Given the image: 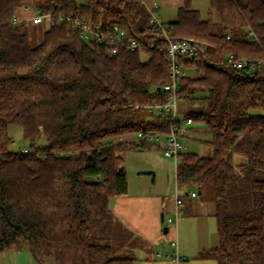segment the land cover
Segmentation results:
<instances>
[{"label":"trees","instance_id":"obj_1","mask_svg":"<svg viewBox=\"0 0 264 264\" xmlns=\"http://www.w3.org/2000/svg\"><path fill=\"white\" fill-rule=\"evenodd\" d=\"M21 3L0 0V264L11 250L29 251L38 264H133L121 252L136 243L110 201L128 192L126 153L148 145L137 146L134 134L168 131L163 116L145 107L167 98L151 93L170 80L167 41L151 32L138 0L34 3L41 13L124 31L143 46L115 55L62 24H13ZM194 6L184 0L177 19L165 21L171 39L206 45L217 58L264 59V0H208L205 18ZM185 67L182 101L196 109L184 119L205 122L213 148L212 157L182 154L176 169L179 187L214 189L220 245L201 255L264 264V69L201 59ZM11 127L22 132L27 154L12 149ZM122 136L128 140L113 142Z\"/></svg>","mask_w":264,"mask_h":264},{"label":"built area","instance_id":"obj_2","mask_svg":"<svg viewBox=\"0 0 264 264\" xmlns=\"http://www.w3.org/2000/svg\"><path fill=\"white\" fill-rule=\"evenodd\" d=\"M140 4L147 10L150 19V28L153 34L163 37L167 41V45L162 49L166 53L169 64V82L158 89L152 90V94L157 92L165 93L167 98L163 103H152L145 106L149 111L155 112L157 115L163 116V120L169 124L167 132L161 131H139L134 134L133 141L137 146L148 144L163 153L166 158H169L177 163L181 160V155L184 154L185 146L181 140L184 136L183 126L179 118V101L183 100L181 94V83L189 76V70L185 67V62L194 59H201L205 62L223 68L232 66L236 69H246L249 73L264 69V59L242 58L236 60L233 56L226 58H217L212 55L206 45L197 43L193 40H173L170 37V28L160 15L161 5L156 0H138ZM25 21L33 26L43 25L49 29L53 24L65 25L67 29L79 31L80 37L86 42H94L99 45H105L111 55L117 54L121 46L127 45L133 51L142 49V44L139 40H125V32L106 33L101 28L92 27L91 24L82 20L80 17L64 15L62 13H41L30 18H20L16 15L12 19L13 24ZM229 38V37H228ZM147 48V47H146ZM151 50V49H150ZM135 108L142 106L135 105ZM187 125L192 124V119H184ZM21 152L27 154V148L21 149ZM177 194V193H176ZM191 198H196L197 193L192 191L189 193ZM183 199L176 195V209L174 211L175 218H168L169 226L176 227L179 219L183 215ZM171 246L175 249V253L171 256L172 260L179 263L186 260V257L181 256L178 252L177 241H172Z\"/></svg>","mask_w":264,"mask_h":264},{"label":"rangeland","instance_id":"obj_3","mask_svg":"<svg viewBox=\"0 0 264 264\" xmlns=\"http://www.w3.org/2000/svg\"><path fill=\"white\" fill-rule=\"evenodd\" d=\"M41 0H22L21 6L28 5L32 7V11L30 14H35V4L36 2ZM158 1V0H157ZM163 4L161 6L160 15L162 18L167 21H175L178 16V6H173L171 4L172 1H177L180 4L184 3V0H160ZM160 1H158L160 3ZM161 5V3H160ZM194 7L199 9L202 13V16L205 18L208 15V0H194ZM191 75V74H190ZM195 76V74H193ZM203 96V93L198 92L196 94V98L200 99ZM179 118L183 125L185 126V116L190 113V111L195 110L194 106L190 104L184 103L183 101H179ZM185 135H189V138L183 139L181 138L185 149V153H194L198 154L202 157H212L213 156V148L210 145L209 133L207 131V126L205 122H197L193 121L190 127V132L183 130ZM10 134L14 138V143L12 144V149L14 151H21L23 148H27L28 144L25 142L22 136V132L11 127ZM128 140L127 136H122L121 138H116L113 140L114 143ZM124 164L126 166L127 173V182H128V192L126 197L131 200V213L137 215L140 213L138 219H144L147 221H152L154 218L158 220L161 226L162 234L166 238L165 241H161L160 243L155 245V251L160 250V252L164 251V253L170 254L173 249L171 247V242L177 241V237L174 234V226H169L167 223L168 218L174 219V202L176 191L181 198L184 199L185 202H189L190 200L196 202H207L203 207L205 209L210 208L211 201L214 200V189L213 187L207 186L204 194L201 196L197 195L196 199H192L189 196V193L195 191L197 194L199 190L194 187V189H186L185 191L182 188H178L176 183V164L171 159H167L163 153H161L155 147L153 148L150 145H145V147H140L135 150H131L126 153L124 157ZM241 159H237V163H240ZM124 200V199H120ZM127 200V199H125ZM158 209V212H156ZM164 214V221L161 220V215ZM185 214L183 215V217ZM181 217L178 223L181 222ZM213 224V225H212ZM178 225V224H177ZM211 225L213 226V230L217 232V220L212 218ZM169 227L171 230L169 233L164 234V229ZM122 232V231H121ZM123 238L126 239L127 236L122 232ZM179 241V238H178ZM138 245L141 241H136ZM127 248V247H125ZM130 248V247H128ZM138 255V254H137ZM2 259V258H1ZM194 260V257L190 258V260ZM213 264H218L216 260H213Z\"/></svg>","mask_w":264,"mask_h":264},{"label":"crops","instance_id":"obj_4","mask_svg":"<svg viewBox=\"0 0 264 264\" xmlns=\"http://www.w3.org/2000/svg\"><path fill=\"white\" fill-rule=\"evenodd\" d=\"M160 3L161 6H163L161 1ZM171 4L173 6H178V7H181L183 5L177 1H172ZM31 11H32V7L28 5H24L18 9L17 15L20 18H30L36 14L37 10H35V14H30ZM163 20L167 21L165 20V18ZM167 22H171V21L169 20ZM190 74L191 72L189 73V75ZM191 125H187L185 123V126L183 128V130H186V132L188 131V134L190 132ZM187 138H189V135L184 134L183 139H187ZM182 189L184 191L186 190L185 188ZM126 195L127 194L112 198L110 201V208L112 209L114 215L116 216L118 223L120 224V227H122V229L129 235V241L131 243L133 242L136 243L137 240L141 241V243L135 245L134 248L130 246H129L130 248H128L127 245L126 246L127 248L122 249L121 254L132 257L134 259L133 264H213L214 263L211 262L215 260L214 258L201 255V253H203L204 251L216 249L220 245V237L218 234V230L217 232L213 230V226H212L213 224L211 225V221L212 218H214V211H215L214 201H211L212 204H210L211 206L209 209H205L203 205L207 204V202L202 203V202H198V201L194 202L190 200L187 203L182 198L184 202L182 210H183V215L185 214V216L183 217L182 215L183 218L181 222L178 223L176 227H174L175 228L174 234L177 237L178 252L181 256L186 257V260L177 263L173 261L171 258V256L175 253V249L172 246H171L173 249L172 253L167 255H165L166 253H164V251L160 252V250L158 251L154 250L155 245L160 243L161 241H165L164 238H166L162 234L161 226L159 224L160 222L158 220H155V218L152 221L150 220L147 222L144 219H138L140 213H137V215L131 213L130 211L131 200L129 198H123L126 197ZM197 195L201 196L202 194L198 192ZM196 198H192V199H196ZM120 199H124V200H120ZM175 209H176V198L174 202L173 211H175ZM156 212H158V209ZM170 230L171 229L167 227L166 232L164 229V234L169 233ZM192 257H194V260L193 259L190 260V258ZM1 264H38V262L34 259V257L29 251L11 250L3 254L1 259Z\"/></svg>","mask_w":264,"mask_h":264},{"label":"water","instance_id":"obj_5","mask_svg":"<svg viewBox=\"0 0 264 264\" xmlns=\"http://www.w3.org/2000/svg\"><path fill=\"white\" fill-rule=\"evenodd\" d=\"M85 180L87 181V182H89V183H95L96 182V180H95V178L94 177H85ZM199 193H201V191H199ZM161 220L162 221H164V216H163V214H162V216H161ZM167 231V228H165V232Z\"/></svg>","mask_w":264,"mask_h":264}]
</instances>
